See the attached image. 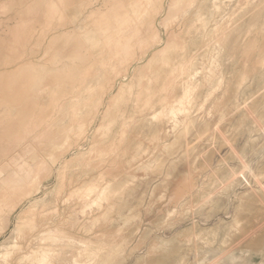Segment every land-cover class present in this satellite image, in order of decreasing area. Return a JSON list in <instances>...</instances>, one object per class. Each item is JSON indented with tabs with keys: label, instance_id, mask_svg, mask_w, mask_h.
<instances>
[{
	"label": "rangeland",
	"instance_id": "1",
	"mask_svg": "<svg viewBox=\"0 0 264 264\" xmlns=\"http://www.w3.org/2000/svg\"><path fill=\"white\" fill-rule=\"evenodd\" d=\"M170 6L0 0V264H264V0H175L185 99L137 126L152 52L85 137L122 62L147 51L136 31ZM31 121L51 138L12 149Z\"/></svg>",
	"mask_w": 264,
	"mask_h": 264
},
{
	"label": "bare ground",
	"instance_id": "2",
	"mask_svg": "<svg viewBox=\"0 0 264 264\" xmlns=\"http://www.w3.org/2000/svg\"><path fill=\"white\" fill-rule=\"evenodd\" d=\"M175 0H171V6L169 7L168 11H166L167 13H165V11H161L162 13L160 14H164L165 13V17L161 18V20L159 22H155V25L153 26V31H150L148 29L145 28L144 29H140L138 28V30L136 31V42L138 44H147V51L142 53L141 56L139 57H135L133 59H131L130 61H128L127 59L125 61L122 62V64L124 65V70L122 72H118L116 69V71L118 72V74L115 76V78L112 80V83L109 85L108 89H104V92L102 93V102L100 105L97 107L95 115H93V119L91 120L92 123L89 124V128L88 131L86 132L87 136H85L86 138H88V133L89 131L96 125L97 123V119L99 118V115L101 113L102 108L105 105L106 99L110 96V94H112L118 87H119V91H120V95H124L125 93V89L127 87V85L124 84V81H129L130 79V87L133 86V70L136 67V65L140 64L144 59L150 57L149 55L152 52H156V54L159 57H161V62L159 65H157L155 68L156 69H152V63H153V59L150 60L148 62V64L143 67L140 72L142 71V75H140V80L138 83V88L136 90V92L133 94V96L129 98L130 100L137 106L135 107H131V112L138 114V118L139 121L137 122V126L140 123H144L146 120H148V118L150 119H156L159 114L161 115H165L167 107L171 104V103H179L181 104L183 102V100L185 99V85H186V80H185V74L186 71L188 69V63L186 61L185 58V50H186V44H185V38H184V32L183 30H181L180 27H175L173 24H169V21L172 18H177L178 15L181 12H185L187 11V7L180 9L178 11H175L174 13L171 11V7L173 5V2ZM33 5V4H32ZM29 8V7H28ZM33 8V7H32ZM30 9V8H29ZM28 9V10H29ZM39 9V8H38ZM55 6H50V8L48 9L46 13V16L48 17V19H50L51 14L55 11ZM163 9V7H162ZM26 10V9H25ZM37 10V9H36ZM32 11V10H30ZM29 11V12H30ZM24 13V11H23ZM31 14L33 13L30 12ZM29 13V15H30ZM21 14V13H20ZM40 14V13H39ZM22 15V14H21ZM27 16V15H26ZM32 16V15H31ZM30 16V17H31ZM36 16V15H35ZM34 16V17H35ZM159 16V15H158ZM29 17V18H30ZM27 18V17H26ZM21 19V18H20ZM178 19V18H177ZM32 20V19H31ZM40 20V19H39ZM183 20V19H182ZM19 21V20H18ZM21 21V20H20ZM19 21V22H20ZM26 21V20H25ZM151 21V20H150ZM183 22V21H181ZM24 23V21H23ZM29 23V22H28ZM136 23V22H135ZM152 23V22H151ZM191 23V22H190ZM30 24V23H29ZM28 24V26H29ZM34 24V23H33ZM51 25V24H50ZM183 25V24H182ZM20 26V25H19ZM22 26V25H21ZM33 26V25H32ZM150 26V25H149ZM180 26V25H179ZM185 26V25H184ZM149 28V27H148ZM18 29V28H17ZM21 30V28H20ZM12 31V30H11ZM17 32V31H16ZM13 33V36H19V33ZM20 32V31H19ZM6 33V32H5ZM151 33H153L156 36V39H154V41L152 42L151 39ZM7 34V33H6ZM99 36V35H98ZM4 37V36H3ZM9 37V36H8ZM12 38V37H11ZM132 38V37H131ZM130 40L126 41L125 45H123L122 49L121 47L119 49H121V52L124 53L125 56L129 55V50H128V44L131 41ZM153 38V37H152ZM137 44V45H138ZM145 46V45H144ZM134 50V49H133ZM119 51V50H118ZM132 51V50H131ZM134 52V51H132ZM110 54V53H109ZM118 54V53H117ZM138 54V53H137ZM111 55V54H110ZM113 55V54H112ZM111 55V56H112ZM133 55V54H132ZM130 56V55H129ZM113 57V56H112ZM122 57V56H121ZM124 57V56H123ZM156 57V56H155ZM131 58V57H130ZM158 58V57H157ZM115 59V58H114ZM113 60V59H112ZM119 60V59H118ZM25 61V60H24ZM159 61V60H158ZM121 63V62H120ZM190 63V62H189ZM112 65V64H111ZM110 67V66H109ZM113 67V66H112ZM107 68V67H106ZM113 69V68H111ZM120 69V67H119ZM118 69V70H119ZM190 69V68H189ZM105 71V70H104ZM139 71V70H138ZM157 73L154 76V73ZM109 73V72H108ZM116 74V73H113ZM106 75V74H105ZM110 75V74H109ZM138 75V74H137ZM135 77V75H134ZM111 81V80H110ZM137 81V79H136ZM109 82V80H108ZM106 82V83H108ZM135 84V83H134ZM130 90V89H129ZM133 90V89H132ZM178 90H180L179 92H177ZM131 91V90H130ZM129 91V93H130ZM135 91V89H134ZM133 93V92H132ZM132 95V94H131ZM142 103V106H139V104ZM98 104V103H97ZM133 105V106H135ZM79 107V106H78ZM110 104L108 105V107L106 108V116L109 114V110H110ZM92 110V109H91ZM93 112V111H92ZM168 112V111H167ZM76 113V112H75ZM78 113V112H77ZM131 113V114H132ZM92 114V113H91ZM90 114V115H91ZM130 114V115H131ZM104 115V114H103ZM92 117V116H91ZM162 119V118H161ZM72 123L76 122L75 117H71ZM45 121V120H44ZM47 121V120H46ZM32 122V121H31ZM133 122V121H132ZM90 123V122H89ZM78 124V123H77ZM77 124L75 126H77ZM80 125V124H79ZM82 125V124H81ZM86 125V124H85ZM125 125H123L121 127V135L122 138L126 135H128L129 133H134L137 134L135 132V130H132L131 128L129 129H125L124 128ZM136 126V125H135ZM141 126V125H140ZM26 127V126H25ZM72 127V126H71ZM130 127V125H129ZM134 127V126H132ZM9 128V127H8ZM38 126L36 125V123H30L24 130L23 134L21 136H18L16 138H14L11 141L10 147L12 149L17 148L22 142L27 141L29 142L28 146L26 147L27 150H32V148H34L33 143H38L45 141L47 139H49L50 137V133H49V129L47 130L45 127V129H43L41 132L38 131ZM135 128V127H134ZM133 128V129H134ZM10 129V128H9ZM131 129V130H130ZM87 130V129H86ZM23 131V130H22ZM37 131L39 133H37ZM165 131V125L164 123H162L161 128L159 129V132L162 133ZM21 132V131H20ZM74 132V131H73ZM120 132V130H119ZM138 132V131H137ZM71 133V132H70ZM66 134V133H65ZM142 135V131L139 133ZM62 135V134H61ZM60 135V136H61ZM137 136V135H135ZM63 137V136H62ZM67 138H69V136H66ZM65 137V138H66ZM51 138V137H50ZM2 139V138H1ZM4 139V138H3ZM61 139V138H60ZM10 140V139H9ZM59 140V139H58ZM67 140V139H66ZM122 140V139H121ZM83 141V140H82ZM86 141V140H85ZM1 142V141H0ZM50 142V140H49ZM94 142V141H93ZM74 143V142H73ZM95 143V142H94ZM23 144V143H22ZM71 144V143H70ZM121 144V143H120ZM4 145V144H3ZM26 145V144H25ZM52 145V144H51ZM54 145V144H53ZM24 146V145H23ZM59 146V145H58ZM62 146V145H61ZM113 147L115 145H112ZM22 148V147H21ZM20 148V149H21ZM6 149V147L4 148ZM3 149V150H4ZM109 149V148H108ZM121 149V146H120ZM9 150V149H8ZM54 150V149H53ZM57 150V148H56ZM101 153H106L103 147H100ZM36 151H38L36 149ZM5 152V151H4ZM68 152V151H67ZM11 153V152H10ZM15 153V152H14ZM32 153V152H31ZM9 154V153H8ZM7 154V155H8ZM127 151L125 150L123 152V156L126 157ZM6 155V156H7ZM11 155V154H10ZM37 155V154H36ZM55 156V155H54ZM37 157V156H36ZM32 161L34 162L33 158ZM30 162V161H29ZM32 162V163H33ZM60 162V161H59ZM23 165V164H22ZM28 165V164H27ZM103 165V164H102ZM19 169V168H18ZM116 169V168H115ZM114 170V169H113ZM112 173V172H111ZM25 174V172H24ZM27 174V173H26ZM87 174V173H86ZM89 174V173H88ZM93 174V173H92ZM29 175V174H27ZM91 175V174H90ZM105 175L110 176L109 172L106 171V173H100L98 175V177H91L92 182H96L97 179H105L103 178ZM110 178V177H109ZM114 179V178H113ZM112 179V180H113ZM93 192V191H92Z\"/></svg>",
	"mask_w": 264,
	"mask_h": 264
}]
</instances>
